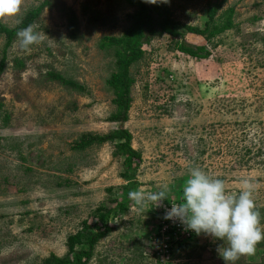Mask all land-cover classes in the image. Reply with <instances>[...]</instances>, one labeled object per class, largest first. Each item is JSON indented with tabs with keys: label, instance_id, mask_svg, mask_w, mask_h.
Returning <instances> with one entry per match:
<instances>
[{
	"label": "rangeland",
	"instance_id": "obj_1",
	"mask_svg": "<svg viewBox=\"0 0 264 264\" xmlns=\"http://www.w3.org/2000/svg\"><path fill=\"white\" fill-rule=\"evenodd\" d=\"M216 1L157 4L174 22L202 29ZM40 6L5 52L0 34V264L62 257L82 222L93 225L125 202L124 187L132 200L88 264H157L153 206L184 209L196 229L172 264H264V0H226L217 14L230 10L232 29L210 41L183 29L182 38L143 44L130 68L125 123L108 121L116 106L106 79L116 67L102 40L121 37L136 8L125 0H0V22L15 29ZM176 42L205 46L210 56L190 58ZM48 72L85 91L47 80ZM121 128L141 156L131 188L112 144L73 149L84 134Z\"/></svg>",
	"mask_w": 264,
	"mask_h": 264
},
{
	"label": "trees",
	"instance_id": "obj_2",
	"mask_svg": "<svg viewBox=\"0 0 264 264\" xmlns=\"http://www.w3.org/2000/svg\"><path fill=\"white\" fill-rule=\"evenodd\" d=\"M125 1L128 5L136 8L134 14L128 15L130 21L129 26L121 37H105L102 40L106 49L111 51L110 54L114 59L116 67V72L106 79V84L115 95L113 104L116 106V110L108 117L110 123H125L127 121L131 103L129 92L133 82L130 77V68L142 58L144 52L141 48L143 44L150 43L155 36L161 34H166L173 38H182L183 34L181 30L183 29L203 37L205 41H210L212 38L232 29L230 13H228L230 10L222 15L217 14L222 9L226 0L207 4L205 22L202 29L184 26L169 19L159 11L157 0ZM42 8L43 6H40L29 11L21 21L20 26L15 29H10L0 22V34L6 36L4 52L18 33L27 30L30 26L35 24ZM69 24L74 27V23L71 19H69ZM69 35L74 37L72 33ZM174 49L193 59H207L210 56L205 46L192 47L183 42H176ZM16 65L19 68L23 67V64L19 61H16ZM4 66L5 57L3 56L0 62V74ZM45 77L47 80L56 82L65 89L80 93L85 91L84 87L64 78L56 72H48ZM106 143L114 146V155L122 161L123 173L121 178L131 188L134 186V181L136 180V170L138 167L136 162L140 160L141 156L139 152L131 147V136L126 129H116L106 135L84 134V136L75 143L73 149L80 151L90 145H102ZM122 191L126 193L125 202L116 201V207L114 209L108 208L104 213H99L93 225H89L87 221L82 222L81 229L68 237L66 242V253L62 257L51 254L41 264H88L94 255L95 247L99 241L109 236L113 231L109 224L118 218L119 212L124 213L127 210L128 204L132 200V197L128 195L129 192L127 187L122 188ZM158 198L159 197L156 196L153 197L151 201L152 204H155ZM153 210L158 218L163 209L158 206H153ZM153 230L155 231L154 226ZM149 239L152 238L149 237ZM187 242L188 241L185 242L183 240L182 243L178 244L175 257H177V254L181 251H186L190 248V243L187 244Z\"/></svg>",
	"mask_w": 264,
	"mask_h": 264
},
{
	"label": "built area",
	"instance_id": "obj_3",
	"mask_svg": "<svg viewBox=\"0 0 264 264\" xmlns=\"http://www.w3.org/2000/svg\"><path fill=\"white\" fill-rule=\"evenodd\" d=\"M162 212L154 226L155 231L150 235L152 257L157 264H172L178 244L192 238L196 229L188 226L189 218L183 209L173 206L164 208Z\"/></svg>",
	"mask_w": 264,
	"mask_h": 264
}]
</instances>
